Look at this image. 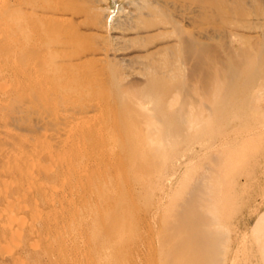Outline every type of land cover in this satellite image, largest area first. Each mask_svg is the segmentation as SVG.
<instances>
[{"label": "bare ground", "instance_id": "bare-ground-1", "mask_svg": "<svg viewBox=\"0 0 264 264\" xmlns=\"http://www.w3.org/2000/svg\"><path fill=\"white\" fill-rule=\"evenodd\" d=\"M5 1L0 0V4ZM153 1L176 5L174 0ZM9 2L7 4L10 5ZM14 3L12 7L1 5L0 8V21L9 11L22 18L17 24L21 26H16L21 31L18 37L9 36L10 30H16L10 27H15L14 24L0 27V32L5 33V39H0V118L14 120L20 129L42 131L41 136L22 139L18 127L8 129V125L3 126L7 128L4 130L7 139H16L18 149H13L17 145L14 141H10L11 146L14 144L11 149L17 152H10L12 150L9 151L8 146L5 148L12 153L9 158L13 161L4 175L14 179V187L6 184V176L2 178L0 175V184L9 192L3 196L8 218L4 223L0 222V233L3 236L9 233L11 239L19 237L20 240L19 231L12 228L14 222L19 224L20 218L16 213L29 210L33 220L38 221L44 215L41 207L46 206L53 209L56 215L53 219L44 218L43 227L46 226L38 231V237L45 245L44 255L50 258L51 264H141L144 247H147L148 254H152L154 264H227L231 260L229 244L238 240L241 234L236 239L230 238L222 224L227 214L225 209L234 205L250 181L248 175L237 172V162L245 155L244 151L237 147L233 149L228 161L219 166L217 173L208 177L209 180L206 172L203 173L206 177L202 178L208 181H200L199 186L193 185L195 189L192 187L193 190L182 194V190L172 185L174 175H165L169 154L167 146L171 144L163 121L158 119V124H155L149 112H134L123 107V97L117 94L103 95L102 88H98L100 80L94 74H85L88 73L84 72L85 64L82 63V66L78 59L77 62L64 61L65 57L59 60L62 57L59 46L56 47L59 39L54 43L50 36L53 32L47 36L48 29L44 31L45 35L39 31L38 23L43 15L70 12L66 3L76 8L77 2L18 0ZM179 12L190 21L195 17L196 7L182 5ZM65 45L71 46L68 43ZM260 52L259 45L249 49V54L253 53V56L248 57L243 71L256 68L262 59ZM198 53V64L202 65L205 73L201 80L221 81V61ZM79 67L84 68V74ZM78 70L80 73L76 72ZM85 83L98 85L92 91L89 88L86 91V88L83 89ZM256 91H264V76ZM138 104L145 106V102ZM165 114L166 110H162V115ZM189 118L184 117L190 129L198 123ZM263 124L260 119L253 121L248 132L252 133L249 139L262 133ZM19 135L21 139L17 140ZM46 140L55 144L50 146ZM225 143H219L218 150ZM1 147L4 146L0 144ZM152 186L157 187L159 195L154 210L146 213L136 210L141 196ZM17 199L24 204H17L14 208V200ZM143 222L148 224L150 231L144 240L138 231ZM263 222L264 213L259 216L253 230L258 241L253 252L256 264H264V226H259ZM76 223L80 224L72 239L57 245L48 244L57 232V237L60 236V229ZM154 225H158L157 229ZM130 229L139 238L136 237L137 243H131L126 248V233ZM122 252L124 255L118 260ZM68 254L74 256L70 261L63 259ZM20 257L14 258L18 264L23 263Z\"/></svg>", "mask_w": 264, "mask_h": 264}, {"label": "rangeland", "instance_id": "rangeland-1", "mask_svg": "<svg viewBox=\"0 0 264 264\" xmlns=\"http://www.w3.org/2000/svg\"><path fill=\"white\" fill-rule=\"evenodd\" d=\"M17 1L7 0L0 4V8L1 5L12 7V3ZM74 1L77 2L76 8L66 3L70 12L43 15L42 22L40 20L38 23L39 31L43 35L48 29L47 36L53 32L51 40L57 43L59 39L56 45L62 56L59 60L65 57L64 61L77 62L78 59L82 66L85 64V69L82 67L84 72L88 71L85 74H94L100 80L98 88H102L103 95L117 94L126 100L122 99L123 107L134 112H149L155 124H158V119L163 121L169 138L167 141L171 144H168L170 149L167 146L169 154L166 152L168 166L165 175H174L172 185L182 190V194L185 192V195L187 191L195 189L194 186H199L202 183L200 181L206 182V178L217 173L219 166L228 161L233 149L237 147L242 149L241 152L244 151L245 155L237 162V172L239 175H248L250 181L234 205H227L224 213L227 212L226 218H230H225L222 228L230 238L236 239L241 234L228 247L232 264H256L253 252L257 249L258 241L253 230L259 216L264 213V124L262 133L254 139H249L252 133L248 132L253 121H264V91H256L264 76V0H174L175 6L159 4L153 0H144L143 3H132L131 0ZM182 5L196 7L194 19L188 21L182 17L179 12ZM21 19L16 13L6 12L0 27L14 24L15 27H10L16 30H10L9 36L20 35L21 31L16 26H21L17 25ZM63 33L68 37H64ZM202 34L204 37H201ZM0 39H5L4 32H0ZM60 42L64 43L60 45ZM67 43L71 46L66 47ZM255 45L260 46L262 59L254 70L245 72L243 70L249 61L248 57L253 56V53L249 54V49L252 50ZM198 52L209 59L221 61V81L201 80L205 73L202 65L198 64ZM97 85L85 83L83 89L87 91L89 88L92 91ZM139 102H145V106H138ZM162 110H166L165 115H162ZM185 116L198 124L191 127L193 129L187 128ZM5 125H8V129L18 127L22 139L31 140L42 131L36 129L38 132H34L25 127L20 129L14 120L0 118V144L4 146L0 148L2 178H5L4 171L8 170L13 161L9 158L12 154L10 152H17L11 149L14 144L11 146L10 142L17 143L16 139L13 136L7 139L4 134L7 129L3 127ZM17 138L20 140V135ZM46 141L48 145L55 144L52 143L54 141ZM224 141L225 145L218 150L217 145ZM5 148L12 151L7 152ZM13 149H18V143ZM4 176L7 178L6 184L13 188L14 179L6 174ZM152 187L141 196L136 210L142 213L154 210L159 195L157 187ZM6 189L0 184V222L3 223L8 218V210L3 202L4 194L9 193ZM17 204L23 205L24 202L21 199L14 200V208H17ZM41 208L44 215L38 221L33 220L29 210L16 213L20 218L19 224L14 222L12 228L19 231L20 240L19 237L11 239L9 233H5L6 236L0 233V264H18L14 258L20 256L22 264L52 263L44 255L45 245L39 241L38 231L41 232L46 226L44 223L43 227L44 218L53 219L56 212L50 210V207ZM228 209H232V212ZM11 210L16 212L15 209ZM79 224L60 229V236L57 237V232L48 244L57 245L72 239ZM262 224L259 226H264ZM156 226H153L154 229H157ZM138 231L144 240L150 232L148 224L143 222ZM136 237L138 235H135L133 229L126 233V248L131 243H137ZM124 252L118 255V260ZM143 253L140 263L154 264L152 254L147 253V247H144ZM73 258L72 254H68L63 259L70 261ZM231 260L227 264H231Z\"/></svg>", "mask_w": 264, "mask_h": 264}]
</instances>
